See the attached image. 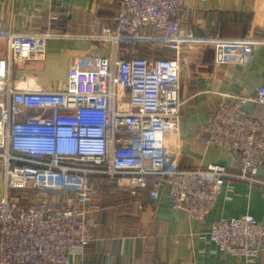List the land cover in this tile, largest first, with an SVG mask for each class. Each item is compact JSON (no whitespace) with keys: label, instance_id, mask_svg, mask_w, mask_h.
Returning <instances> with one entry per match:
<instances>
[{"label":"built area","instance_id":"built-area-1","mask_svg":"<svg viewBox=\"0 0 264 264\" xmlns=\"http://www.w3.org/2000/svg\"><path fill=\"white\" fill-rule=\"evenodd\" d=\"M187 2L120 0L113 26L94 38L93 51L108 44L111 55L101 58L92 51L71 59L63 91L32 90L16 71L19 63L46 59L50 35L0 31L7 43V55L0 58V264H71V257L82 255L93 239L85 217L90 175L134 191L154 180L151 200L166 187L172 209L200 222L214 209L227 180L264 187L258 178L264 169V116L243 110L246 103L264 106V85L250 96H228L232 102L224 98L204 130V146L232 153L238 173L215 165L180 170L176 158L167 159L166 139L178 131L184 106L183 48L249 50L262 44L182 32ZM58 19L57 13L48 17L49 33ZM144 29L156 35L144 37ZM143 39L174 52L175 59L128 57L131 48L122 45ZM56 174L81 183L59 209L51 206V193L65 191L68 184L48 185ZM27 190L37 195L34 204H23L15 195ZM209 239L220 252L254 262L263 250L264 226L250 215L220 218Z\"/></svg>","mask_w":264,"mask_h":264},{"label":"crops","instance_id":"crops-1","mask_svg":"<svg viewBox=\"0 0 264 264\" xmlns=\"http://www.w3.org/2000/svg\"><path fill=\"white\" fill-rule=\"evenodd\" d=\"M120 0H0V31L20 34H48L43 62L19 63L17 74L27 78L32 90L63 91L71 59L93 51L94 38L113 26ZM71 13L67 18L65 14ZM57 13L58 22L48 32V17ZM182 32L197 38L239 41L259 40L262 44L247 50L239 47L186 46L182 50L180 97L184 102L179 129L166 139L167 159L176 158L180 170L215 165L238 173L235 156L225 150L204 146L205 127L228 96H250L264 85V0H188ZM144 37L156 35L150 29ZM93 53L101 58L111 55L108 44H99ZM130 47L131 56L144 59H175L174 52L154 46L143 39ZM0 42V58L7 55ZM243 110L251 116H264V106L246 103ZM36 115V114H35ZM86 169L94 166L78 165ZM67 183L63 192L51 193V206L62 208L81 183L74 176L56 174L48 179ZM264 181V169L258 172ZM154 180L139 190L109 184L103 176H89L86 221L93 235L82 255L71 257V264H264V245L258 259H245L220 252L209 239L220 218L253 216L264 226V187L238 180H227L214 209L203 222L183 211L173 210L166 187L158 200L149 193ZM28 204H34L37 195ZM17 196V195H16Z\"/></svg>","mask_w":264,"mask_h":264},{"label":"rangeland","instance_id":"rangeland-1","mask_svg":"<svg viewBox=\"0 0 264 264\" xmlns=\"http://www.w3.org/2000/svg\"><path fill=\"white\" fill-rule=\"evenodd\" d=\"M0 42H2L3 44H6L7 45V43L5 42V40L2 39V38H0ZM6 52H7V48H6ZM59 180H60V178L58 180L57 179H53L51 182L52 183H58ZM0 189H1V176H0ZM15 195H17V197L21 200V202L23 204L30 203V201H32V199L34 198V193H32V191H30V190L22 191V192H16Z\"/></svg>","mask_w":264,"mask_h":264}]
</instances>
